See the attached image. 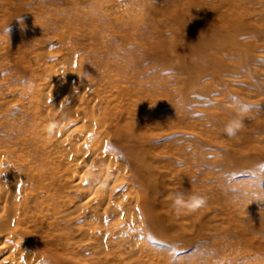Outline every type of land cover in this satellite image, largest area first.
<instances>
[{
  "label": "rangeland",
  "instance_id": "obj_1",
  "mask_svg": "<svg viewBox=\"0 0 264 264\" xmlns=\"http://www.w3.org/2000/svg\"><path fill=\"white\" fill-rule=\"evenodd\" d=\"M111 4H122L126 17L117 19L101 0H0V142L30 159L38 147H57L55 139L36 133L41 128L31 119L30 96L45 68L63 54L80 59L102 88L112 75L132 77L143 89L133 100L150 101L141 112L151 121L141 131L150 150L148 192L165 213L164 225L157 223L154 240L147 230L129 247L112 235L92 242L93 215L81 214L84 201L65 192L61 181V200L45 196L29 209L50 208L48 218H67L62 239H47L33 227L62 256L38 264H264V0ZM167 114L177 122L153 123ZM134 118L140 130L141 119ZM233 118L243 127L228 137L224 127ZM24 123L33 129L28 144L20 142ZM175 191L203 195L207 204L177 216ZM6 256L0 254V263Z\"/></svg>",
  "mask_w": 264,
  "mask_h": 264
},
{
  "label": "bare ground",
  "instance_id": "obj_2",
  "mask_svg": "<svg viewBox=\"0 0 264 264\" xmlns=\"http://www.w3.org/2000/svg\"><path fill=\"white\" fill-rule=\"evenodd\" d=\"M101 1L109 4L106 11L118 15L117 19L126 17L122 4H111L117 0ZM35 58L33 65L38 64L39 57ZM45 69H48L43 73L45 77L37 79L31 89L34 115L31 119L35 128H41L36 133L55 139L57 147L49 151L38 147L30 159L11 146H5L4 150L5 142H0V254H7L0 264H38L47 256L53 261L61 260L62 256L52 253V244L35 235L33 227L44 232L47 239H62L66 216L59 213L48 218L45 211L49 214L50 208L29 211L45 196L52 202L61 200L58 197L61 181L65 192L74 195L77 202L84 201L79 206L81 214L93 215L95 219L88 230L90 241L102 243L105 235H112L113 239L120 237L123 245L129 247L133 236L147 230L154 240L158 237L157 223L164 225L165 213L162 208H155L148 192L146 160L150 150L141 130L151 118L143 116L141 108L150 101L148 97L133 100L143 89L132 77L114 75L102 88L87 76L80 59L68 53L61 56V62ZM74 88L79 90L75 94ZM134 116L141 119L140 130ZM169 117L167 114L152 121L160 127L177 122ZM50 122L58 125L51 136L46 132ZM30 127L29 123L19 127L23 135L21 143L32 142L27 138L33 131ZM72 139L76 142L72 143ZM3 165L8 169L3 170ZM53 183L58 185L56 189ZM166 218L170 219L168 224L174 233L176 224L168 215ZM104 220H109L111 226Z\"/></svg>",
  "mask_w": 264,
  "mask_h": 264
},
{
  "label": "clouds",
  "instance_id": "obj_3",
  "mask_svg": "<svg viewBox=\"0 0 264 264\" xmlns=\"http://www.w3.org/2000/svg\"><path fill=\"white\" fill-rule=\"evenodd\" d=\"M240 111H247V106L240 109ZM57 127L58 125L56 122H50L46 129L47 134L51 136L56 131ZM242 127L243 121L239 118H233L225 125L224 133L228 137H234ZM170 195L172 197L171 207L177 216L195 213L207 204L206 197L197 193L175 191L170 193Z\"/></svg>",
  "mask_w": 264,
  "mask_h": 264
}]
</instances>
